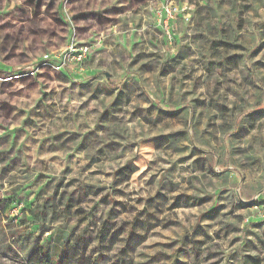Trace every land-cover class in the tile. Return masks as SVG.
Masks as SVG:
<instances>
[{"label":"clouds","instance_id":"obj_1","mask_svg":"<svg viewBox=\"0 0 264 264\" xmlns=\"http://www.w3.org/2000/svg\"><path fill=\"white\" fill-rule=\"evenodd\" d=\"M259 217L264 0H0V264H264Z\"/></svg>","mask_w":264,"mask_h":264},{"label":"rangeland","instance_id":"obj_2","mask_svg":"<svg viewBox=\"0 0 264 264\" xmlns=\"http://www.w3.org/2000/svg\"><path fill=\"white\" fill-rule=\"evenodd\" d=\"M175 111H180V108L177 107V108L175 109ZM257 222H264V217H259V218L257 219ZM159 255H161V254H160V253H157L156 256H153L152 258H153V259H156V257L159 256ZM41 264H45V263H42V262H41Z\"/></svg>","mask_w":264,"mask_h":264},{"label":"trees","instance_id":"obj_3","mask_svg":"<svg viewBox=\"0 0 264 264\" xmlns=\"http://www.w3.org/2000/svg\"><path fill=\"white\" fill-rule=\"evenodd\" d=\"M42 263H45L46 264V262H42Z\"/></svg>","mask_w":264,"mask_h":264}]
</instances>
